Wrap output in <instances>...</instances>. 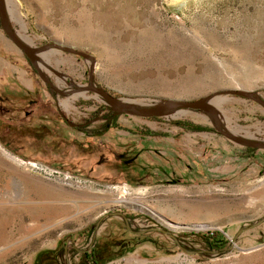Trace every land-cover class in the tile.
<instances>
[{
    "label": "rangeland",
    "instance_id": "obj_1",
    "mask_svg": "<svg viewBox=\"0 0 264 264\" xmlns=\"http://www.w3.org/2000/svg\"><path fill=\"white\" fill-rule=\"evenodd\" d=\"M12 1L10 27L47 47L35 62L57 89L0 26V264H264V147L232 138L264 145V108L221 93L210 112L105 123L109 104L75 92L91 60L56 47L91 54L93 84L136 109L264 100V0ZM124 187L133 198L114 201Z\"/></svg>",
    "mask_w": 264,
    "mask_h": 264
},
{
    "label": "water",
    "instance_id": "obj_2",
    "mask_svg": "<svg viewBox=\"0 0 264 264\" xmlns=\"http://www.w3.org/2000/svg\"><path fill=\"white\" fill-rule=\"evenodd\" d=\"M0 26L6 36L12 41V43L34 64L36 71L38 72L39 77L42 79L44 83H47L49 87L53 89H57L52 83H50L39 71L38 67L36 66L35 62V55L39 54L40 52H43L46 50V46H39V47H34L26 43L21 37H19L10 27L9 20L5 11V8L2 4V0H0ZM57 48H60L63 51L81 56L85 59H90L91 64L89 65V71H88V85H82L79 86L75 92L78 91H92L96 93L97 95L101 96L106 103L109 104V106L114 109L117 112H123L126 114L130 115H135L139 117H151V116H160L164 114L167 111L170 110H182V109H203L207 112H210V109L208 107V101L209 99L216 95V94H230V95H238L241 97L248 98L260 106L264 108V100L261 99L260 97L255 96L252 92L247 91V90H242V89H228L221 91L219 93H213L211 95H207L203 98H198L194 100H181V99H165L163 102L149 106L147 108L143 109H136L132 105V103L126 101V100H121L112 94L108 92V90L104 87L96 86L92 82V72H93V62L94 58L92 57L91 54L86 53L84 51H80L78 49L72 48V47H66V46H59L56 45ZM74 91L72 90H67L64 91L66 94H70ZM70 123V122H69ZM233 139L240 140L243 143L249 144L251 146L255 147H264V145H261L257 143L254 140H248L246 138L239 139L236 137H232Z\"/></svg>",
    "mask_w": 264,
    "mask_h": 264
},
{
    "label": "trees",
    "instance_id": "obj_3",
    "mask_svg": "<svg viewBox=\"0 0 264 264\" xmlns=\"http://www.w3.org/2000/svg\"><path fill=\"white\" fill-rule=\"evenodd\" d=\"M104 108V107H103ZM107 110L104 115H101L99 119L103 120L105 123H112L113 119L118 115L117 113H114L111 109L110 106H107ZM7 113L9 112L8 110L6 111ZM11 112V111H10ZM189 129L192 130H204L205 128L196 126V125H191L188 126ZM203 238L206 240V242L209 244V247L212 249H221L222 246L224 245V239L223 235L217 231L215 232H207L205 235H203ZM40 255H36L34 264H41L40 263ZM92 257V262L93 264H98L99 259L97 258V255H94V253L91 255Z\"/></svg>",
    "mask_w": 264,
    "mask_h": 264
},
{
    "label": "bare ground",
    "instance_id": "obj_4",
    "mask_svg": "<svg viewBox=\"0 0 264 264\" xmlns=\"http://www.w3.org/2000/svg\"><path fill=\"white\" fill-rule=\"evenodd\" d=\"M11 5H12V11H14L16 13V10H15V7H14V3L12 0H7ZM14 13V14H15ZM2 153L5 154V156L7 155L8 157H11L9 154H7L3 149H1ZM118 193H114L113 195H115V200L116 202H124V201H127V200H131L133 198L132 194L130 191H128L127 189H124L121 190V191H117ZM38 224L37 223H34L31 227L32 228H35L37 227ZM204 226V225H203ZM206 226V225H205Z\"/></svg>",
    "mask_w": 264,
    "mask_h": 264
},
{
    "label": "crops",
    "instance_id": "obj_5",
    "mask_svg": "<svg viewBox=\"0 0 264 264\" xmlns=\"http://www.w3.org/2000/svg\"><path fill=\"white\" fill-rule=\"evenodd\" d=\"M135 160L138 162V161H139V157H135ZM142 166H145V165H142ZM150 169H151V168H150ZM150 169H149V170H150ZM165 169H166L165 167L162 168V165H158V166L156 167V169L153 168V169L150 170V171H155V170H156V171L160 172L161 170H164V172H166Z\"/></svg>",
    "mask_w": 264,
    "mask_h": 264
},
{
    "label": "flooded vegetation",
    "instance_id": "obj_6",
    "mask_svg": "<svg viewBox=\"0 0 264 264\" xmlns=\"http://www.w3.org/2000/svg\"><path fill=\"white\" fill-rule=\"evenodd\" d=\"M28 103H29V104H32V101H29ZM111 109H112V108H111ZM112 111H113L114 113L117 112V111H115L114 109H112ZM25 113L27 114L28 112H25ZM100 120H101V119H100ZM103 120H104V119H103ZM103 120H102V121H103Z\"/></svg>",
    "mask_w": 264,
    "mask_h": 264
}]
</instances>
